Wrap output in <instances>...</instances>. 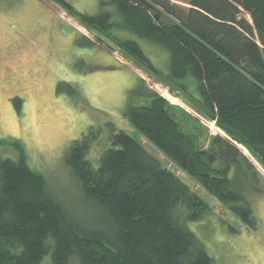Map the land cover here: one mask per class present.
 I'll return each mask as SVG.
<instances>
[{
  "label": "trees",
  "instance_id": "16d2710c",
  "mask_svg": "<svg viewBox=\"0 0 264 264\" xmlns=\"http://www.w3.org/2000/svg\"><path fill=\"white\" fill-rule=\"evenodd\" d=\"M50 1L112 41L143 72L188 96L199 116L214 121L226 136L210 135L197 116L141 77L121 113L195 184L255 230L250 196L264 192L234 141L264 168V0H188V6L171 0H98L94 14L68 0ZM113 29L166 48L167 70H159L137 40ZM76 42L94 44L84 34ZM63 86L58 83L57 91ZM132 96L146 102L134 103ZM13 101L18 108L19 97ZM105 126L91 125L63 154L84 204L99 212L102 228L88 227L69 211L29 166L19 141L0 139L18 152L16 159H0V264H41L45 255L52 264L74 259L79 264H215L189 227L210 213L209 204L139 140L110 120ZM101 135L108 145L93 167L87 153Z\"/></svg>",
  "mask_w": 264,
  "mask_h": 264
},
{
  "label": "rangeland",
  "instance_id": "374dc122",
  "mask_svg": "<svg viewBox=\"0 0 264 264\" xmlns=\"http://www.w3.org/2000/svg\"><path fill=\"white\" fill-rule=\"evenodd\" d=\"M68 1L88 14L98 9V0ZM171 1L188 6V0ZM112 33L137 40L151 62L159 70H167L166 48L124 30L113 29ZM79 34L94 44H78ZM137 77L171 103L197 116L210 135L226 136L214 121L206 120L192 109L188 96L170 90L155 76L143 72L112 41L75 21L52 1L0 0V139L21 143L29 166L44 176L48 188L69 211L88 227L103 226L99 212L84 204L63 154L71 141L91 125H100L106 130L105 122L110 120L118 129L139 140L163 166L180 176L209 204L210 213L189 227L206 244L215 264H264V168L245 147L234 141L260 176L257 179L262 194L250 196L258 226L249 230L122 117L129 100L128 91L136 86ZM58 83L64 84L61 91H57ZM67 84L74 92H70ZM14 97L20 99L18 108ZM132 98L134 103L146 102L140 97ZM106 140L101 135L89 148L87 158L93 167L98 165L108 145ZM17 155L9 144H0V159H16ZM41 264H52L49 255L44 256ZM71 264L79 263L74 259Z\"/></svg>",
  "mask_w": 264,
  "mask_h": 264
}]
</instances>
